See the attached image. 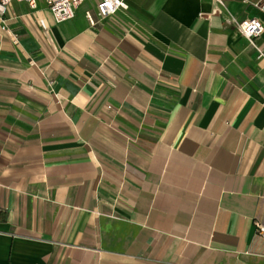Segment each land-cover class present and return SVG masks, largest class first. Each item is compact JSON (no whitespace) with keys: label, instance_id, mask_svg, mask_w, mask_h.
<instances>
[{"label":"crops","instance_id":"1","mask_svg":"<svg viewBox=\"0 0 264 264\" xmlns=\"http://www.w3.org/2000/svg\"><path fill=\"white\" fill-rule=\"evenodd\" d=\"M252 1L8 5L0 264H264V59L225 21Z\"/></svg>","mask_w":264,"mask_h":264},{"label":"built area","instance_id":"2","mask_svg":"<svg viewBox=\"0 0 264 264\" xmlns=\"http://www.w3.org/2000/svg\"><path fill=\"white\" fill-rule=\"evenodd\" d=\"M13 0H0V18L6 12L8 5ZM26 1L30 7H35L36 0H23ZM49 11L51 12L56 22L72 19L75 15L76 8L84 0H44ZM220 5H224L226 0H213ZM242 4H252V0H236ZM257 6V3L254 4ZM127 8V0H96L97 18H94L91 14H87L88 22L94 25L99 19H103L116 14L120 10ZM227 23L235 24L237 31L243 35L249 42V44L256 48L258 51V57L264 59V51L257 46L255 39L260 36L264 31V25L262 21L256 16H246L243 19L237 20L233 16L226 18ZM16 41V40H15ZM50 89L52 90V80L48 81ZM55 97L60 100L62 96L55 92ZM258 233L264 235V228H260Z\"/></svg>","mask_w":264,"mask_h":264}]
</instances>
